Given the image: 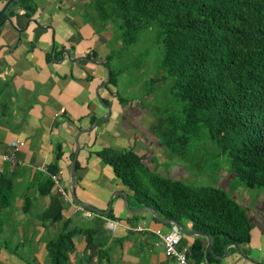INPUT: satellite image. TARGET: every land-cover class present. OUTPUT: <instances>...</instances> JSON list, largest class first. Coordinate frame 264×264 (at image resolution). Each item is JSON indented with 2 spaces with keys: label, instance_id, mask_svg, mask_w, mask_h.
<instances>
[{
  "label": "crops",
  "instance_id": "1",
  "mask_svg": "<svg viewBox=\"0 0 264 264\" xmlns=\"http://www.w3.org/2000/svg\"><path fill=\"white\" fill-rule=\"evenodd\" d=\"M31 1L36 6L31 15L15 6L0 24V176L12 197L0 216V264H48V243L66 224L75 230L68 264H180L156 233L176 224L132 205L133 190L100 154L134 150L156 170L153 156L157 145L162 147L154 139L147 149L154 118L140 97L119 89L124 70L113 60V48L122 44L113 23L101 22L91 0ZM112 68L118 72L115 83ZM15 140L25 146L15 159L4 158ZM159 171L177 179L189 176ZM51 174L59 175L72 201L59 193ZM235 180L223 186L243 205L251 240L229 245L219 264H264V187L237 186ZM58 194L62 218L46 219ZM78 205L98 211L89 208L95 215L86 216ZM111 220L119 222L115 230ZM181 224L196 230L189 219ZM91 229L98 248L93 252L86 231ZM198 236L208 247L202 234H184L181 247L188 252Z\"/></svg>",
  "mask_w": 264,
  "mask_h": 264
},
{
  "label": "trees",
  "instance_id": "2",
  "mask_svg": "<svg viewBox=\"0 0 264 264\" xmlns=\"http://www.w3.org/2000/svg\"><path fill=\"white\" fill-rule=\"evenodd\" d=\"M91 5L103 23H113L124 49L137 43L144 30L158 34L160 77L172 82L169 96L177 107L163 109L155 123L165 150L187 159L191 144L210 138L229 158L236 180L249 188H263L264 0H91ZM15 6L30 15L36 8L31 0H15L0 21ZM117 75L112 68V83ZM100 154L133 190L132 205L150 206L179 223L189 219L196 230L212 235V252L203 236L188 250L194 263L219 264L229 245L250 242L245 209L225 187L189 185L152 169L134 150L105 149ZM3 179L0 176V216L12 198ZM60 199L59 194L54 197L46 219L62 218ZM86 231L88 250L93 252L98 249L94 230ZM74 233L66 224L49 241L48 264H68Z\"/></svg>",
  "mask_w": 264,
  "mask_h": 264
},
{
  "label": "rangeland",
  "instance_id": "3",
  "mask_svg": "<svg viewBox=\"0 0 264 264\" xmlns=\"http://www.w3.org/2000/svg\"><path fill=\"white\" fill-rule=\"evenodd\" d=\"M93 12L98 16L96 9ZM113 49V60H117V67L124 70L118 77L120 91L124 95L127 92L133 97H140L146 111H149L154 118V123L147 130L150 132V141L145 139V146L148 149L150 146L148 142L153 144L154 139L157 144H162V138L155 123L164 114L163 109L174 106L176 110L177 107H175V101L169 96L172 82L169 78L160 77L163 73L159 66L162 44L158 34L155 30H144L141 39L129 48L124 49L118 46ZM151 135H153L152 138ZM139 143L143 144L141 139ZM159 147L161 146L157 145L156 149ZM158 149L153 156L154 164L157 165L156 170L159 172L163 167L169 174H189L188 178L181 179L189 185L223 186L234 176L230 171L229 158L221 153L219 146L210 138L191 144L187 159L169 154L164 146L161 147V152H158ZM233 183L238 186L240 182L235 180ZM227 193L231 196L230 192L227 191Z\"/></svg>",
  "mask_w": 264,
  "mask_h": 264
},
{
  "label": "built area",
  "instance_id": "4",
  "mask_svg": "<svg viewBox=\"0 0 264 264\" xmlns=\"http://www.w3.org/2000/svg\"><path fill=\"white\" fill-rule=\"evenodd\" d=\"M25 146V141L15 140L11 143V151L8 154H4V158L6 159H15L18 151ZM51 177L54 183L57 186L59 193L65 198L67 201H72V196L67 190L66 186L61 183L60 177L58 174H51ZM79 209L82 210L83 214L86 216L95 215V212L90 210L87 207L82 205H78ZM119 224L116 220L110 221V227L112 230H115L116 226ZM137 229H145V227L140 226ZM156 233L163 240L165 250L168 256L175 258L180 264H210L208 261H203L200 263H194L191 261L188 253L184 250L181 245L184 239V233L180 230L178 225H174V227L168 231L164 232L161 229H157Z\"/></svg>",
  "mask_w": 264,
  "mask_h": 264
},
{
  "label": "water",
  "instance_id": "5",
  "mask_svg": "<svg viewBox=\"0 0 264 264\" xmlns=\"http://www.w3.org/2000/svg\"><path fill=\"white\" fill-rule=\"evenodd\" d=\"M14 1H15V0H8V1L6 2V4H5L3 10L0 12V19H1L2 15H3V12L9 7L10 4L13 3ZM8 19H9V21H11L10 18H8ZM5 22H6V19H3L2 21H0V24H4ZM72 180H73V190H74V186H75V184H76V166H75V165H74L73 172H72ZM74 192H75V191H74ZM124 195H125V198H126V201H127L126 194H124ZM88 207H89L90 209H93V210L98 211L96 208H94V206L89 205ZM144 208L150 209L151 212L153 213V215H154L156 218H158L159 220H161V221H165V222L170 221V222H173L174 224L178 225L179 228H180V230H181L184 234H188V235H192V234H202V235H204V236H207L208 239H209L208 249H209L211 252L213 251V248H212V244H213V238H212V235H210V234H208V233H206V232H204V231H200V230H192V231H189V230H187V229H186L181 223H179V222H177V221H175V220L166 219V218L160 216L159 213H158L154 208H152V207H150V206H145ZM233 245H235V246L238 247V244H233Z\"/></svg>",
  "mask_w": 264,
  "mask_h": 264
}]
</instances>
